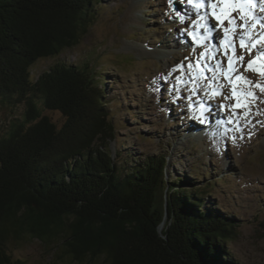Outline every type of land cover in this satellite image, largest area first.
Masks as SVG:
<instances>
[{"label": "trees", "instance_id": "trees-1", "mask_svg": "<svg viewBox=\"0 0 264 264\" xmlns=\"http://www.w3.org/2000/svg\"><path fill=\"white\" fill-rule=\"evenodd\" d=\"M102 2L0 0V108L24 107L0 129V264L27 236L77 264H240L228 250L238 223L206 201L214 182L188 190L195 179L165 180L163 155L119 165L109 152L106 76L64 62L31 75L79 44Z\"/></svg>", "mask_w": 264, "mask_h": 264}, {"label": "rangeland", "instance_id": "rangeland-1", "mask_svg": "<svg viewBox=\"0 0 264 264\" xmlns=\"http://www.w3.org/2000/svg\"><path fill=\"white\" fill-rule=\"evenodd\" d=\"M225 7L217 3L215 15ZM227 7L220 24L207 4L197 10L187 0H103L79 44L59 57L40 59L31 75L37 79L58 62L90 63L96 77L107 78L102 86L116 127L108 147L114 158L123 155L119 165L125 157L143 161L163 155L168 182L195 179L184 186L188 190L214 182L206 201L238 223L228 250L240 264H264V91L256 87L264 85V76L246 70L264 48V43L250 47L264 38V26L254 23V17L264 19V4L244 6L247 14L241 5ZM206 24L215 25L211 35L217 40L203 39L210 35ZM225 29L234 54L231 47L225 54ZM23 110L0 108V129ZM45 114L63 124L59 112ZM52 246L27 236L9 242L6 254L9 264H77L68 256L56 258ZM87 264L106 263L87 258Z\"/></svg>", "mask_w": 264, "mask_h": 264}, {"label": "snow or ice", "instance_id": "snow-or-ice-1", "mask_svg": "<svg viewBox=\"0 0 264 264\" xmlns=\"http://www.w3.org/2000/svg\"><path fill=\"white\" fill-rule=\"evenodd\" d=\"M187 3L189 5H192L197 10L199 9L200 6H203L205 4H207L209 6H212L213 9H214V12H213L214 15H215V5L217 3L225 5L226 7L221 10V13L219 15H215V19L220 24H223L225 14L228 11H230V9L227 6H230V5L231 6L241 5L240 10L247 14L248 9H246L244 6H251V5L256 4V3L264 4V0H187ZM260 11H264V7H262L260 9ZM258 20H259L261 26H264V19H261V18H258V17H254V23L256 21H258ZM229 22L233 24V26H234L233 27V31H234L235 30V20L229 18ZM245 27H247L246 24H245ZM205 30L210 35L206 36V37H203L204 40H208V39L217 40L216 36L211 35L212 33L217 31L215 25L206 24L205 25ZM222 43H225V54L226 55H227V50H228L229 47L232 48L233 54L235 53V46L233 44H231L230 41H228V30L227 29H225V40L222 41ZM261 43H264V38H258L255 43L250 44V47L256 48L257 45H259ZM240 46L242 48L245 46V38L243 36L240 37ZM213 47H215V45H213ZM258 63H259V67L256 68V69H253V65L258 64ZM219 66H220V62L217 61V67H219ZM229 70H230L229 79L231 80L232 79L231 72L235 70L233 68V63H232L231 59L229 60ZM246 70H255V71H258V73L261 76H264V48H259L258 51H257L256 58L254 60L248 61ZM235 79L240 81V80H243L244 78L242 76H237V77H235ZM256 87L261 88V90L264 91V85L257 84ZM234 95H235V92H234ZM249 95H251V93H249Z\"/></svg>", "mask_w": 264, "mask_h": 264}, {"label": "bare ground", "instance_id": "bare-ground-1", "mask_svg": "<svg viewBox=\"0 0 264 264\" xmlns=\"http://www.w3.org/2000/svg\"><path fill=\"white\" fill-rule=\"evenodd\" d=\"M240 85H243V84H240ZM227 110H228V109H227ZM236 122H239V121H235V120L233 121V123H236Z\"/></svg>", "mask_w": 264, "mask_h": 264}, {"label": "water", "instance_id": "water-1", "mask_svg": "<svg viewBox=\"0 0 264 264\" xmlns=\"http://www.w3.org/2000/svg\"><path fill=\"white\" fill-rule=\"evenodd\" d=\"M161 229H162V226H160V228H159V232L161 231Z\"/></svg>", "mask_w": 264, "mask_h": 264}]
</instances>
